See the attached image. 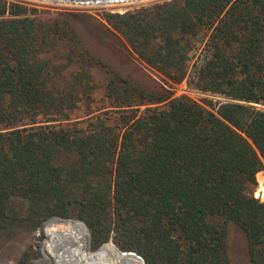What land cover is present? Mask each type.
I'll return each instance as SVG.
<instances>
[{
  "label": "trees",
  "instance_id": "16d2710c",
  "mask_svg": "<svg viewBox=\"0 0 264 264\" xmlns=\"http://www.w3.org/2000/svg\"><path fill=\"white\" fill-rule=\"evenodd\" d=\"M27 13L0 0V239L60 216L88 225L93 257L80 224L51 218L32 264H99L107 254L144 264L111 242L98 248L111 235L146 264H230L232 221L251 264H264V201L252 192L264 168V109L250 103H264V0H170L105 15L172 82L245 101H209L213 109L107 69L67 14ZM96 66L109 73L98 108ZM80 106L94 114L69 121Z\"/></svg>",
  "mask_w": 264,
  "mask_h": 264
},
{
  "label": "rangeland",
  "instance_id": "374dc122",
  "mask_svg": "<svg viewBox=\"0 0 264 264\" xmlns=\"http://www.w3.org/2000/svg\"><path fill=\"white\" fill-rule=\"evenodd\" d=\"M6 1L26 5L28 7L27 14L32 17L50 19L58 14H67L72 26L78 33L81 46L85 50L100 59L106 65L107 69L109 68L121 74L149 92H171L173 97H182L197 101L208 109H213L209 106V101H212V105L215 107L221 103L236 100L224 95L201 91L192 84H189L186 80L181 83L172 82L165 75L143 61L131 48L125 36L113 28L105 18L106 13H125L139 8L163 4L170 0H149L117 6H105L103 4H91L88 6L68 2L56 3L51 2L52 0ZM72 1L73 0H69V2ZM202 37L203 39H201ZM207 38L208 35H201L199 37L195 49L191 52V68L203 52L202 50ZM92 73L96 84L93 95L97 102L94 104V107L98 108L104 105V102L100 99L105 92V86L109 80V73L102 66L94 67ZM254 105L260 109H264V103ZM156 106L166 107L167 101L140 105L139 114L146 107ZM87 113L88 110L80 106L76 110L70 112L69 121H80L94 114ZM256 179L257 185L253 188L252 192L256 197L264 201V196L262 195L264 191V168L257 173ZM259 186L261 189L260 196L257 195ZM14 229L16 230L14 234L5 232L0 239V264H30L34 262L39 258L38 252L43 240L40 226L33 229L25 228L24 226H16ZM228 252L230 264H251L245 233L232 221L228 223ZM25 259L26 263L23 262Z\"/></svg>",
  "mask_w": 264,
  "mask_h": 264
},
{
  "label": "bare ground",
  "instance_id": "6f19581e",
  "mask_svg": "<svg viewBox=\"0 0 264 264\" xmlns=\"http://www.w3.org/2000/svg\"><path fill=\"white\" fill-rule=\"evenodd\" d=\"M40 1H43V0H40ZM145 1H149V0H73L72 2H69V0H57V1H54L52 0L51 2H56V3H72V4H81V5H91V4H103L105 6L107 5H112V6H117V5H127V4H131V3H140V2H145ZM60 219V218H58ZM60 220H64V221H67V220H71L73 221L74 223L76 224H80L82 226V228L85 230V232L87 233V248L89 250V254L91 257L92 256V252H91V247H90V241H89V232L86 228V226L78 221V220H74V219H60ZM41 234L43 236V227H42V230H41ZM43 241V240H42ZM42 243V242H41ZM41 247V245H40ZM41 255V253H40ZM97 260V258H94ZM38 260V258L36 259ZM36 260L32 263H35ZM98 260H99V264H120V262L111 254H107V255H103L101 257H98ZM30 263V264H32ZM65 264H91L89 263L88 261L86 260H83V259H75V260H70L68 261L67 263Z\"/></svg>",
  "mask_w": 264,
  "mask_h": 264
},
{
  "label": "water",
  "instance_id": "95a60500",
  "mask_svg": "<svg viewBox=\"0 0 264 264\" xmlns=\"http://www.w3.org/2000/svg\"><path fill=\"white\" fill-rule=\"evenodd\" d=\"M235 101L245 102V101L237 100V99H236ZM250 103H252V104H258V103H256V102H250ZM51 218L74 219V220H78V221L82 222V223L86 226V228H87V230H88V232H89L90 247L92 248V244H91V233H90V230H89L88 225H87L83 220H81V219H76V218H65V217H60V216H52V217L46 219V220L40 225V231L42 230L43 225H44L49 219H51ZM106 242H111V243H113V244H114L118 249H120V251H122L123 253H125V254L127 253V254L132 255L134 259H136V258L141 259V260L143 261V263L146 264L145 259H144L140 254H138L137 252L132 251V250H122L121 248H119V247L114 243V240H113V236H112V235L109 236L108 239H106L104 242H102L98 248H100V247H101L103 244H105ZM38 254H39V257H40V249H39ZM44 263L52 264V261L48 258V259H46V260L44 261ZM44 263H43V264H44Z\"/></svg>",
  "mask_w": 264,
  "mask_h": 264
}]
</instances>
